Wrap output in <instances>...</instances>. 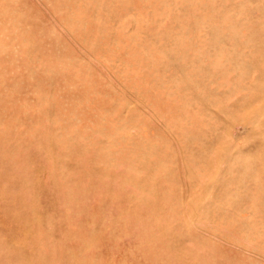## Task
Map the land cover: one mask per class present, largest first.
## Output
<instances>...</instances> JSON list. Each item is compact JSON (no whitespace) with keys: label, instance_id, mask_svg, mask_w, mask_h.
I'll use <instances>...</instances> for the list:
<instances>
[{"label":"rangeland","instance_id":"obj_1","mask_svg":"<svg viewBox=\"0 0 264 264\" xmlns=\"http://www.w3.org/2000/svg\"><path fill=\"white\" fill-rule=\"evenodd\" d=\"M0 264H264V0H0Z\"/></svg>","mask_w":264,"mask_h":264}]
</instances>
